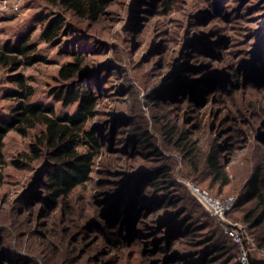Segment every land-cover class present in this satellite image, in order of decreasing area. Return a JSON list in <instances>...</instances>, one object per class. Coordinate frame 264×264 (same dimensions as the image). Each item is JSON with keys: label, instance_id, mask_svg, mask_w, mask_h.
<instances>
[{"label": "rangeland", "instance_id": "obj_1", "mask_svg": "<svg viewBox=\"0 0 264 264\" xmlns=\"http://www.w3.org/2000/svg\"><path fill=\"white\" fill-rule=\"evenodd\" d=\"M55 15L64 18L57 45L42 39L46 22L37 20ZM27 32L43 58L18 71L33 88L31 101L56 116L75 113L76 103L53 96L66 88L58 70L74 61L62 48L72 51L80 64L74 82L96 101L84 127L99 152L89 180L50 211L34 178L47 159L29 154L41 127L5 135L0 264H241L237 246L194 199L190 183L236 196L228 217L246 226L249 264H264V0H113L96 23L46 0H0V45ZM7 75L0 70L3 116L15 104L4 98L16 88ZM155 90L158 100L150 98ZM212 152L221 178L208 164ZM163 167L168 183L144 181ZM255 173L253 196L248 181ZM127 175L147 183L130 200L139 218L120 230L123 216L106 211L115 225L108 228L101 210Z\"/></svg>", "mask_w": 264, "mask_h": 264}, {"label": "trees", "instance_id": "obj_2", "mask_svg": "<svg viewBox=\"0 0 264 264\" xmlns=\"http://www.w3.org/2000/svg\"><path fill=\"white\" fill-rule=\"evenodd\" d=\"M46 1L52 5L60 6L64 10L71 11L81 19H87L92 23H96L105 8L113 0ZM166 10L167 7L164 11ZM37 20L42 23L46 22L41 34L42 39L45 42L57 45L59 43L57 37L63 32L64 18L61 15H55L51 18H47L46 16L38 17ZM30 36L31 32H27L16 37L13 41H6L0 45V70H6L8 74L6 82L14 84L16 87L4 94V98L15 100L14 107L8 116L0 115V181L4 165L2 148L5 135L9 131L14 130L18 134L25 136L28 131L40 126L39 135L29 145V154L32 161L39 159L42 155L47 159L40 165L34 178L42 183V206L51 211L57 207L61 200L67 198L75 187L84 184L90 178L93 159L99 152V144L95 134L91 130H87L84 125L86 120L94 115L93 111L96 101L88 87L75 84L74 78L80 65L79 59L67 48H62V52L72 55L74 61L66 63L58 70L60 78L66 81V88L55 90L53 96L56 101L62 102L63 105L76 103L77 108L75 113L56 116L51 106L31 101L33 88L27 83V78L24 74L18 71L21 67L42 62L43 58L36 53V46L30 42ZM150 98L158 100L159 95L156 90L151 92ZM85 145L87 149L84 152L77 151V147ZM208 164L215 171L216 175L221 178L222 172L218 167L214 152L208 155ZM13 165L16 168H22L21 162L14 161ZM146 174L147 176L144 181L147 183L148 181L154 182L153 180L155 179L154 184L168 183L165 178L169 174V169L166 167L152 169ZM42 175L43 182L41 181ZM126 177L120 194L118 192L112 194V200L109 202L108 200L101 201L102 203L104 201L110 203L109 209H102L100 213V217L105 219L108 228L119 225L121 230L123 224L133 226L139 218V211H135L133 206L130 208V200H135L147 183L143 184L144 181L141 182L134 176H132L133 180L131 181L127 180ZM157 181L158 183H156ZM258 182L259 177L257 173L248 181V190L253 196L259 195ZM149 199L152 201H154L153 199L158 200L159 196L152 195ZM123 202L125 203L124 206ZM238 203L237 201L235 207ZM160 204L161 202L157 203L155 208L147 210L145 214H148L151 210L160 208ZM106 211L115 212L116 216L121 214L123 218L120 224L114 225V222L110 220ZM110 234L114 237V243H119L116 233L112 231ZM230 242L232 243L231 240Z\"/></svg>", "mask_w": 264, "mask_h": 264}, {"label": "built area", "instance_id": "obj_3", "mask_svg": "<svg viewBox=\"0 0 264 264\" xmlns=\"http://www.w3.org/2000/svg\"><path fill=\"white\" fill-rule=\"evenodd\" d=\"M188 187L194 199L210 217L217 221L223 234L237 246V261L241 264H249L252 252L247 246L249 240L246 226L240 222L232 221L228 217L229 212L236 204V196H214L207 189L192 183L188 184Z\"/></svg>", "mask_w": 264, "mask_h": 264}, {"label": "flooded vegetation", "instance_id": "obj_4", "mask_svg": "<svg viewBox=\"0 0 264 264\" xmlns=\"http://www.w3.org/2000/svg\"><path fill=\"white\" fill-rule=\"evenodd\" d=\"M127 177H128V180L129 181L133 180V177L132 176L128 175ZM100 203H102V202H100Z\"/></svg>", "mask_w": 264, "mask_h": 264}]
</instances>
